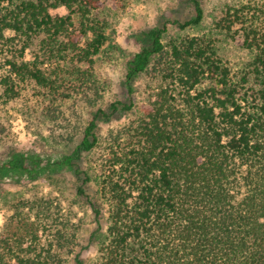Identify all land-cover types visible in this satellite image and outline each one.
Segmentation results:
<instances>
[{
  "label": "trees",
  "instance_id": "1",
  "mask_svg": "<svg viewBox=\"0 0 264 264\" xmlns=\"http://www.w3.org/2000/svg\"><path fill=\"white\" fill-rule=\"evenodd\" d=\"M193 4L194 16L174 22L177 30L202 24V5ZM58 8L66 14H52ZM99 8L98 0H0V106L28 83L52 86L63 72L89 80L82 67H92L109 41ZM168 30L148 31L127 64L130 94L139 77L154 76L158 87L100 166L97 199L107 209V229L93 264H264V3L228 6L205 36L166 41ZM215 35L239 39L251 61L234 70ZM131 108L116 102L110 115L98 110L77 147L58 161L13 152L0 161V177L35 181L73 168L98 144V120ZM7 121L0 113V136ZM31 205L48 216L43 201ZM28 232L29 245L19 236L0 238V264H62L60 253L71 244L65 233L45 246L33 226Z\"/></svg>",
  "mask_w": 264,
  "mask_h": 264
},
{
  "label": "rangeland",
  "instance_id": "2",
  "mask_svg": "<svg viewBox=\"0 0 264 264\" xmlns=\"http://www.w3.org/2000/svg\"><path fill=\"white\" fill-rule=\"evenodd\" d=\"M98 1L97 16L106 26L109 41L92 67H82L88 69L90 79H78L63 72L52 86L43 88L28 83L15 101L0 106L1 115L8 118L6 130L0 136V161L13 152L58 161L77 147L98 110L110 115L112 103L132 104L130 110H118L108 120H98V144L91 152L83 153L73 168L43 174L35 181L14 175L0 177V238L19 236L29 245L30 225L40 245H57L61 230L71 240L69 250L60 253L62 264H77L78 253L83 264H93L98 256L99 240L107 229V209L97 199L100 166L114 137L137 123L158 87L152 75L139 77L131 94L125 85L127 64L144 45L145 34L166 25L169 29L166 41L177 36H205L228 6L249 4L257 8L264 3V0H199L204 10L202 24L196 29L179 31L173 23H183L194 16L193 0ZM52 14L64 15L66 10L58 8ZM75 27L78 32L77 20ZM214 37L219 41L221 55L234 70L251 61L253 56L241 47L239 39ZM32 55L28 58L32 59ZM43 69L47 74L51 71L49 65ZM85 174L91 177L86 183ZM79 188L85 193L80 194ZM32 200L49 206L48 216L37 215ZM90 201L100 205L101 215L97 216Z\"/></svg>",
  "mask_w": 264,
  "mask_h": 264
}]
</instances>
